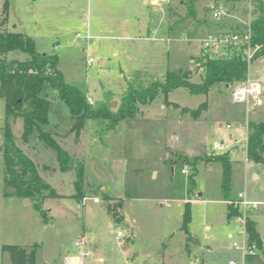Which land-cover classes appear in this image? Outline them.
Returning <instances> with one entry per match:
<instances>
[{"label":"rangeland","instance_id":"obj_1","mask_svg":"<svg viewBox=\"0 0 264 264\" xmlns=\"http://www.w3.org/2000/svg\"><path fill=\"white\" fill-rule=\"evenodd\" d=\"M3 2L0 29L26 34L38 52L56 54L64 81L84 92L89 104L102 100L104 92L112 93L111 101H117L112 109L126 89L125 78L135 70L149 75L145 82L161 78L167 70H190V79L199 82L207 25L213 27L211 33L219 30L218 24L240 31L249 23L253 8L252 3L249 9L250 0H195V14L186 16V0H157L155 5L150 0H8L5 19ZM215 2L224 13L219 21L203 9ZM6 55L27 57L18 50ZM248 64L247 78L264 86V55ZM232 85L216 83L207 94L175 88L167 100L176 104L160 96L141 105L133 118L122 119L98 135L95 119H86L76 133L77 122L67 105L56 88L46 84L48 123L40 130L83 164L86 197L82 201L72 197L74 171L59 170L55 150L38 130L23 139L22 118L6 117L5 100L0 98V264H12L3 245L34 250L33 264H67L66 257L77 255L75 240L82 234L90 251L84 264H258L260 251L243 254L240 249L247 245L242 220L256 221L264 243V204L243 212L232 201L244 193L248 200L264 202V163L247 161L244 151L238 155L228 192L239 216L231 219L223 199L221 163L189 162L196 156L228 151L236 141L243 147L235 146L245 149L247 130L242 122L264 120V89L262 104L254 105L233 101ZM198 107L194 115L191 111ZM5 121L15 144L58 196L44 191L43 198L23 199L14 194L2 158ZM185 202L191 211L188 231L181 226ZM108 204H117L122 220H114ZM118 231L125 235L122 246Z\"/></svg>","mask_w":264,"mask_h":264},{"label":"trees","instance_id":"obj_2","mask_svg":"<svg viewBox=\"0 0 264 264\" xmlns=\"http://www.w3.org/2000/svg\"><path fill=\"white\" fill-rule=\"evenodd\" d=\"M184 2V0H182ZM253 8L251 19L248 23L251 44L259 47L254 52V60L264 55V0H251ZM186 16L194 15V0H186ZM9 9L8 0L2 4V13L7 18ZM242 30V29H241ZM24 52L25 60L8 58L10 51ZM248 60L243 50L228 47L226 53L212 59L200 60L198 66L202 69L199 82L190 79V70H167L161 78H148L146 73L135 70L126 80V89L120 97V102L115 109L111 108L110 92H104L102 100L94 105L87 102L86 95L77 87L66 83L62 72L58 68V56L56 54H43L36 50L33 39L21 32L10 31L7 27L0 29V98L5 100V116L14 115L22 118L23 139L38 130L40 137L46 145L56 152V158L60 171L73 170L75 173L74 189L72 197L82 201L84 194L82 185L84 182L83 164L76 161L64 148H62L48 133L40 130V127L48 123L49 100L44 94L46 84L56 88L57 96L67 105L70 115L76 120L73 126L76 133L83 126L86 119L97 120L96 133H102L115 128L118 122L125 118H133L140 106L153 102L163 96L168 102L169 92L178 87H185L193 94H207L210 87L216 83L225 85L243 81L247 78ZM203 102L201 106H204ZM191 111L197 115L199 108ZM185 110V109H184ZM104 120L106 123H101ZM100 126L102 128H100ZM246 139V156L248 159L264 162V121L249 122ZM104 128V129H103ZM2 158L4 160L7 175V184L14 187V194L27 199L43 198L44 191L48 196H58L54 189L39 175L35 163L15 144L11 127L5 121L3 127ZM199 161H219L222 168L223 199L228 203L230 214L235 215V207L230 204L229 175L231 173V157L229 151L212 155H200L189 161L196 165ZM105 198L109 201L110 197ZM119 205V204H118ZM37 209L39 204L35 203ZM117 204L111 207L107 205L108 212L116 222L123 219L116 211ZM191 220L190 205L185 202L182 214V229L188 231ZM245 233L249 244H254L255 249L261 253L264 264V248L255 223L246 217L244 224ZM3 251L8 252L12 264H33L34 250H26L16 245H3Z\"/></svg>","mask_w":264,"mask_h":264},{"label":"built area","instance_id":"obj_3","mask_svg":"<svg viewBox=\"0 0 264 264\" xmlns=\"http://www.w3.org/2000/svg\"><path fill=\"white\" fill-rule=\"evenodd\" d=\"M252 4V1L250 0V5ZM212 15L214 18H216L218 21L223 17V9L219 4H216L212 6L211 8ZM246 23L242 30L240 31H232L228 29L218 30L217 32H209L205 38L201 40V49H200V56L204 59H212L215 57H219L221 55H224L226 53V49L228 47H233L236 49L243 50L248 62L252 59V56L256 49L259 47L258 45H252L251 44V36H250V30ZM80 35V34H77ZM85 38H89V34L85 36ZM92 62V59L89 58L87 63L90 64ZM264 86L262 83L256 79L246 78L243 81L235 82L232 85L231 90V99L233 101L237 102H245L247 104H254V105H260L262 104V100L260 98V94L263 91ZM227 128H230V124L226 125ZM247 139V137H246ZM245 139V140H246ZM217 148H225L222 144L215 145ZM246 148V147H245ZM182 172H187L185 170H182ZM238 199L234 200L236 207L242 208V211L250 210L257 208L259 205L264 204V202L260 203L257 201L248 200L244 193L238 194ZM231 202V200H230ZM246 217L243 218V228L245 224ZM245 232V229H244ZM246 235V233H245ZM124 233L122 231L117 232V238L121 243V246L124 244L122 239L124 238ZM247 237V235H246ZM86 242L87 238L86 235H80L75 240V245L77 247V255L73 257H66L65 263L67 264H84L85 259L89 256L90 251L86 249ZM233 246L236 248L238 247L236 243H233ZM240 249L243 251V253L248 252L254 254L255 252V245L249 244L247 240V245L240 247ZM230 264H233V262H230Z\"/></svg>","mask_w":264,"mask_h":264},{"label":"crops","instance_id":"obj_4","mask_svg":"<svg viewBox=\"0 0 264 264\" xmlns=\"http://www.w3.org/2000/svg\"><path fill=\"white\" fill-rule=\"evenodd\" d=\"M195 1V0H194ZM216 1V0H215ZM226 1H230V2H234V1H236V0H226ZM183 1L181 0V3H182ZM143 3H145V0H143ZM150 3L151 4H157V0H150ZM195 3V2H194ZM216 4H218L217 2H215V4L214 5H216ZM214 5H203V9H204V13H207V11H208V9H209V11H211V8H212V6H214ZM251 8V5L249 6V9ZM83 18H85V16H83ZM218 29L219 30H223V28L221 27V25H219L218 24ZM213 30V27H210V26H208L207 25V32H211ZM249 74V73H248ZM249 78H251V77H249ZM253 79V78H252ZM169 100V99H168ZM169 102H170V104H176L175 102H172V101H170L169 100ZM206 107H207V102H206ZM70 116V115H69ZM264 121V120H263ZM249 122H252V121H248V122H242L244 125H245V127H246V130H247V134H248V123ZM258 122H261V121H258ZM227 125V124H226ZM226 125H225V128H227L226 127ZM227 129H229V128H227ZM247 134H246V137H247ZM229 136V139H233V136H232V134H229L228 135ZM235 145H238V146H242L243 147V145L241 144V142H238V141H236V142H234L233 144H232V146H230V148H231V151L229 150V149H226V150H228L229 151V154H230V157H231V166H232V169H233V165H234V163L238 160V155L242 152V151H244L245 152V155H246V149H240L239 147H237V146H235ZM246 158H247V156H246ZM250 159H248L247 158V161H249ZM205 162V161H204ZM209 163V162H208ZM262 163H264V162H262ZM181 172H182V169H181ZM153 175L154 176H156V171H154V173H153ZM253 175L256 177V178H258V174L254 171L253 172ZM86 196L84 195V198H85ZM96 199V198H95ZM232 198L230 197V200H231ZM225 201V200H224ZM225 203L227 204V209H228V203H227V201H225ZM234 212H235V215H232V214H230V211H229V209H228V216H229V218H231V219H235V218H237V216H239L238 214V211L237 210H234ZM248 219H251V218H249V217H247ZM252 221H254V223H255V229H256V231L258 232V230H257V227H256V221L255 220H253V219H251ZM258 235H259V237H260V234H259V232H258ZM260 239H261V242H262V246H263V248H264V243H263V240H262V238L260 237ZM259 251V250H258ZM244 254V253H243ZM261 258V257H260ZM260 263H262V259L260 260Z\"/></svg>","mask_w":264,"mask_h":264},{"label":"water","instance_id":"obj_5","mask_svg":"<svg viewBox=\"0 0 264 264\" xmlns=\"http://www.w3.org/2000/svg\"><path fill=\"white\" fill-rule=\"evenodd\" d=\"M116 105H117V101L112 100V101H111V108H114ZM73 122H74V121H73ZM263 140H264V138H263ZM260 260H261L260 257H258V258L256 259V261H257L258 264H260Z\"/></svg>","mask_w":264,"mask_h":264}]
</instances>
